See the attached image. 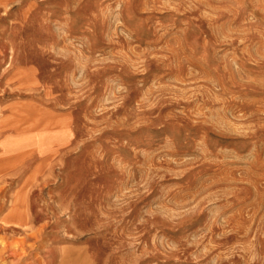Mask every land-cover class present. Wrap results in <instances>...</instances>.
<instances>
[{"label": "rangeland", "instance_id": "rangeland-1", "mask_svg": "<svg viewBox=\"0 0 264 264\" xmlns=\"http://www.w3.org/2000/svg\"><path fill=\"white\" fill-rule=\"evenodd\" d=\"M0 264H264V0H0Z\"/></svg>", "mask_w": 264, "mask_h": 264}]
</instances>
